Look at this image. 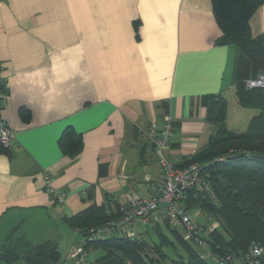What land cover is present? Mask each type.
Listing matches in <instances>:
<instances>
[{
	"label": "crops",
	"instance_id": "obj_1",
	"mask_svg": "<svg viewBox=\"0 0 264 264\" xmlns=\"http://www.w3.org/2000/svg\"><path fill=\"white\" fill-rule=\"evenodd\" d=\"M250 29L264 33V4ZM219 36L211 0H0V109L13 134L0 149V249L17 232L58 249L66 217L150 196L160 169L147 132L165 116L168 160L203 147L215 130L206 97L232 93L238 105L237 49ZM65 132L80 141L74 155L60 146Z\"/></svg>",
	"mask_w": 264,
	"mask_h": 264
},
{
	"label": "trees",
	"instance_id": "obj_2",
	"mask_svg": "<svg viewBox=\"0 0 264 264\" xmlns=\"http://www.w3.org/2000/svg\"><path fill=\"white\" fill-rule=\"evenodd\" d=\"M264 4V0H211L212 13L220 30L218 43L234 44L237 54L233 67V85L237 103L241 107L253 108L256 114L251 117L244 131L229 130L225 123L227 101L221 95L206 97V119L215 127L207 143L188 159L175 164L185 167L197 163L200 174L211 186L213 197L196 189L187 191L185 205L199 207L211 215L219 226L207 236L210 256L216 258L233 253L235 260L226 264H264V87L246 88L247 79L264 74V33L251 35L250 19ZM63 151L74 155L80 147L78 138L65 132L60 138ZM116 214L91 205L64 219L70 228L83 233L87 249H100L101 255L96 264H161L165 258L163 245L173 244L164 234V226L183 246L185 254L174 264H209L206 258L199 257L195 245L184 241L177 228L168 223L151 228L158 242H149L142 235L148 229L139 231L132 238L119 235L86 241L85 234L90 227L102 225L116 218ZM20 232L14 233L0 249V261L25 258L28 264H57L59 251L50 241L33 247L23 242ZM257 243L263 254L257 263L246 260L250 245Z\"/></svg>",
	"mask_w": 264,
	"mask_h": 264
},
{
	"label": "built area",
	"instance_id": "obj_3",
	"mask_svg": "<svg viewBox=\"0 0 264 264\" xmlns=\"http://www.w3.org/2000/svg\"><path fill=\"white\" fill-rule=\"evenodd\" d=\"M245 86L246 88L264 87V74L254 79H247ZM172 133L173 125L168 115L164 117L161 126L152 123L147 132L157 155L160 169V178L151 187L152 194L150 196L131 194L128 201L119 207L116 218L110 219L102 225L90 227L86 231V241L100 240L111 235L132 238L137 236L141 230L168 223L183 231L184 238L190 240L198 249L199 257L210 256L207 248V236L218 228L219 223L211 215L204 214L199 207L188 208L184 202L186 193L190 189L205 192L213 197L211 186L200 174V167L197 163L178 167L164 156ZM12 143V129L2 116L0 109V149H10ZM44 183L45 190L53 195L54 201L61 203L64 200V193L55 191L48 173H44ZM262 254L263 248L257 243H252L246 260L257 263L258 257ZM89 256V249L85 248L83 242L82 245L72 247L68 251L65 261L57 264H90ZM212 257L217 264H226L236 258L233 253L219 258ZM238 263L244 264L241 260Z\"/></svg>",
	"mask_w": 264,
	"mask_h": 264
},
{
	"label": "rangeland",
	"instance_id": "obj_4",
	"mask_svg": "<svg viewBox=\"0 0 264 264\" xmlns=\"http://www.w3.org/2000/svg\"><path fill=\"white\" fill-rule=\"evenodd\" d=\"M226 96H227L226 97L227 106H226V110H225L226 127L229 130H232L235 132L244 131L247 128V124H248L249 120L251 119L250 117L253 116V113H255V111L253 110V108L252 109L251 108H242V107L236 105L235 101H234L235 96L232 93H228V95L226 93ZM204 214H206V213L204 212ZM218 226H219V224H218ZM64 229H65L64 234H66V232H67V238L65 240H64V238L61 239L60 236L55 237L56 241H58V243H59V247H58V249H59V262L58 263L65 261V256H66L65 254L71 246H78V245H82V243H83V236L81 235L82 234L81 232H79L77 237H75V236H73L74 232H72L70 228H68L66 226V227H64ZM162 229H163L166 237L173 244L162 246L163 247L162 250L165 253V258L161 262V264H174V262L178 258H180V256H183L185 254V252H184L185 250L183 249L182 244L174 236H172V234L164 226H162ZM177 231L180 233V236L184 241H187V242L191 243L192 245H194L190 240L184 238L183 231H181L179 229ZM147 232L148 233L142 235L143 239L148 240L149 242H152V243L158 242V238L152 230L148 229ZM89 252H90L89 258H90V260L91 259L93 260V256L97 257L102 251L100 249L90 248ZM91 252H93V253H91ZM206 261L209 264H217L216 260L211 256H207ZM95 262H96V260H95ZM95 262L94 263L92 262V263L96 264ZM13 264H27V263L24 260L19 259L18 261H16ZM123 264H131V263L126 262Z\"/></svg>",
	"mask_w": 264,
	"mask_h": 264
}]
</instances>
